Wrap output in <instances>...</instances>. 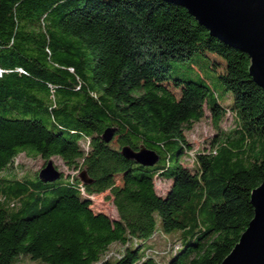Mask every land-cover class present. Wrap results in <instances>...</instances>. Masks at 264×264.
Returning <instances> with one entry per match:
<instances>
[{
  "label": "trees",
  "instance_id": "16d2710c",
  "mask_svg": "<svg viewBox=\"0 0 264 264\" xmlns=\"http://www.w3.org/2000/svg\"><path fill=\"white\" fill-rule=\"evenodd\" d=\"M195 54L214 77L171 74L193 69ZM248 66L165 0H0V172L25 153L77 173L0 176V264H220L264 180V93ZM205 111L214 133L194 152L184 130ZM124 147L157 161L139 164ZM105 192L113 218L91 209Z\"/></svg>",
  "mask_w": 264,
  "mask_h": 264
},
{
  "label": "water",
  "instance_id": "95a60500",
  "mask_svg": "<svg viewBox=\"0 0 264 264\" xmlns=\"http://www.w3.org/2000/svg\"><path fill=\"white\" fill-rule=\"evenodd\" d=\"M185 9L206 31L225 45L244 53L249 59L248 74L264 93V0H165ZM111 130L103 140L109 141ZM123 156L142 165H152L157 157L141 149L128 147ZM42 181H54L60 173L51 162L39 171ZM83 184L91 180L85 171L78 175ZM253 217L241 233L237 243L220 264H264V180L250 192Z\"/></svg>",
  "mask_w": 264,
  "mask_h": 264
},
{
  "label": "rangeland",
  "instance_id": "374dc122",
  "mask_svg": "<svg viewBox=\"0 0 264 264\" xmlns=\"http://www.w3.org/2000/svg\"><path fill=\"white\" fill-rule=\"evenodd\" d=\"M210 59L212 57H216L215 55L208 54L207 55ZM193 60L197 61L194 62L192 66L193 69H188V63H178L174 68L171 69V74L175 76H193L195 73L200 72L204 77H214L215 73L209 68V62L206 57L195 54L193 56ZM222 61V60H221ZM222 68H219L221 71ZM217 91L218 97L220 98L221 102L228 101L231 103V95L226 94L222 96L221 94V86H215ZM174 92L178 95V90H174ZM234 125L233 116L229 113L226 114L225 119L223 120L221 127L223 129L231 128ZM186 140L191 144L192 151L199 152L204 147L207 146L209 139L212 137L214 133V129L211 124V119L209 116L208 111H205L204 117L191 125L190 128H185L184 130ZM47 162H51L52 165L55 167L57 171L61 173L62 177H68L71 175H76L77 173L73 170L68 169L66 166L58 158H50L49 160H44L39 157L29 156L25 153H20L13 161L12 165L10 166L9 170L0 172V176H4L7 178H16L21 179L23 177L33 178L36 176L37 172L46 165ZM176 165V160L173 159L170 162L169 169L167 172H171ZM165 178V177H164ZM119 177H117V180ZM169 182L163 178H156L155 179V189L157 193L163 194L168 188ZM108 195L107 192L94 195L91 199V209L94 212H102L108 215L110 218L115 217V211L111 204V201L106 199ZM158 227V225H157ZM157 250H161L162 242L160 239H156L153 241ZM111 250H117L118 245H111ZM15 264H40L36 261H32L28 257H21L17 260Z\"/></svg>",
  "mask_w": 264,
  "mask_h": 264
},
{
  "label": "built area",
  "instance_id": "2783aa9c",
  "mask_svg": "<svg viewBox=\"0 0 264 264\" xmlns=\"http://www.w3.org/2000/svg\"><path fill=\"white\" fill-rule=\"evenodd\" d=\"M0 74H1V70H0Z\"/></svg>",
  "mask_w": 264,
  "mask_h": 264
}]
</instances>
